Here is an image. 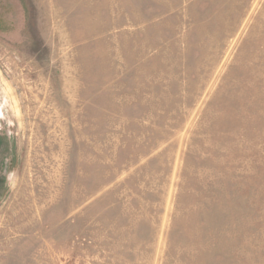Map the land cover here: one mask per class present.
Returning <instances> with one entry per match:
<instances>
[{
  "label": "rangeland",
  "instance_id": "obj_1",
  "mask_svg": "<svg viewBox=\"0 0 264 264\" xmlns=\"http://www.w3.org/2000/svg\"><path fill=\"white\" fill-rule=\"evenodd\" d=\"M0 264H264V0H0Z\"/></svg>",
  "mask_w": 264,
  "mask_h": 264
}]
</instances>
